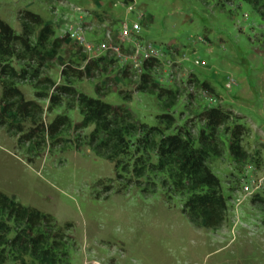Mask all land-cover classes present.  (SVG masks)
Returning a JSON list of instances; mask_svg holds the SVG:
<instances>
[{
  "label": "rangeland",
  "instance_id": "1",
  "mask_svg": "<svg viewBox=\"0 0 264 264\" xmlns=\"http://www.w3.org/2000/svg\"><path fill=\"white\" fill-rule=\"evenodd\" d=\"M120 2L0 0V20L16 34L22 12L43 21L30 39L36 58L19 53L7 63L18 73L12 83L24 100L42 109L37 126L21 124L25 134L36 128L39 143L19 145L0 127V192L53 219L65 235L68 264H264L263 0L258 9L246 0H136L129 14ZM136 14L144 19L138 39L158 49L145 71L130 58L119 63L111 51L121 23L138 22ZM45 26L52 36L42 47ZM71 27L92 52L71 40ZM37 66L38 78L22 74ZM45 80L129 112L137 131L124 134L126 153L115 160L95 155L94 126L83 125L76 103ZM51 96L60 103L51 105ZM3 106L0 83V112ZM210 108L230 117L213 143L221 154L206 162L227 205L213 230L190 223L183 213L187 195L173 192L156 155L160 139L176 134L198 148L200 134L209 133L203 114ZM60 116L70 123L50 138L43 130ZM237 124L245 130L242 162L229 150ZM136 162L146 166L139 178Z\"/></svg>",
  "mask_w": 264,
  "mask_h": 264
},
{
  "label": "trees",
  "instance_id": "2",
  "mask_svg": "<svg viewBox=\"0 0 264 264\" xmlns=\"http://www.w3.org/2000/svg\"><path fill=\"white\" fill-rule=\"evenodd\" d=\"M246 1L258 9L261 0ZM19 21L21 34H16L10 26L0 20V83L4 103L0 112V127L4 128L7 134L18 137L19 145L32 142L35 146L39 143L36 128L25 134L21 124L32 120L37 126L42 109L34 101L24 100L20 90L12 83L13 79L18 77V73L7 63L19 53L21 54L19 57L25 60L36 58L39 52L31 46L30 39L35 28L42 27L43 21L38 15L28 11L20 13ZM51 36L52 29L49 26L43 27L39 33V45L45 46ZM149 65H151L149 62L143 63V71ZM24 73L29 79H36L40 75V68L37 66L25 72L22 70L23 75ZM141 78L143 83H148L147 74L143 73ZM44 83L50 84V88L57 91L58 95H64L76 103L83 118V125L94 126L89 147L95 155L115 160L126 153L124 134L131 135L137 131L131 122L129 112L77 93L70 87L57 88L48 80ZM57 99L59 98L56 96L49 97L50 104L58 105L60 102ZM171 105L172 103H169L167 107ZM203 116L209 133L200 134L198 148H194L187 140L176 134L160 139L159 145L156 146V155L160 160L159 169H166L171 179L173 192L187 195L183 213L190 223L213 230L222 224L227 205L221 193L220 182L207 167L206 162L211 153L221 154L220 148L213 143L218 139V129L223 127L230 117L219 108H210ZM69 123L67 117L60 116L47 126L43 133L54 138ZM244 133L243 126L239 124L230 132L229 150L236 162H242L247 158L246 152L240 146ZM136 165L138 167L135 166L137 167L134 170L135 175L138 178L142 177L146 166L137 162ZM64 239L65 235L56 229L50 216L34 208L12 203L0 192V264H6L9 260L16 264H26L25 257L31 258L37 264H68L67 255L63 250Z\"/></svg>",
  "mask_w": 264,
  "mask_h": 264
},
{
  "label": "built area",
  "instance_id": "3",
  "mask_svg": "<svg viewBox=\"0 0 264 264\" xmlns=\"http://www.w3.org/2000/svg\"><path fill=\"white\" fill-rule=\"evenodd\" d=\"M135 3L136 0H121L120 2L123 7H126V14L131 13L132 9L136 5ZM142 17L143 15L136 14V19L138 20V22H131L130 25L126 21L122 22L118 33L119 39L117 38V40L119 41L115 43L117 44L116 46H113V48H111V51L115 54L116 60L119 63H125L127 58H130L131 60H133V63L131 65L135 68L143 65V63L145 62H150L153 59H157L158 49L152 44H148L138 39L140 22L144 20ZM68 33L71 40L77 42L79 45L85 48L87 52L93 51V46L86 43L85 37L82 36L80 29H74L73 27H71ZM143 42L145 43V45H140V43Z\"/></svg>",
  "mask_w": 264,
  "mask_h": 264
}]
</instances>
